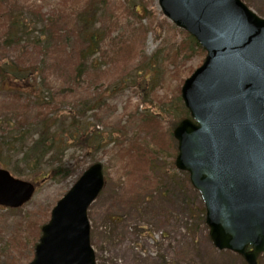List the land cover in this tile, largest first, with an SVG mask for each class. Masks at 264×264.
Returning a JSON list of instances; mask_svg holds the SVG:
<instances>
[{
	"label": "rangeland",
	"instance_id": "obj_1",
	"mask_svg": "<svg viewBox=\"0 0 264 264\" xmlns=\"http://www.w3.org/2000/svg\"><path fill=\"white\" fill-rule=\"evenodd\" d=\"M70 1L67 0L68 6L71 5ZM242 1L264 18V0ZM38 4L46 14L64 7L63 0H40ZM96 4L99 7L96 28L107 33L101 46L110 51L113 45L111 38L117 37L119 32L125 37L134 35L141 40L143 37L144 57L129 66L127 76H115L105 81L95 95L86 88L94 79L100 78L92 64L95 62L99 68L109 67L110 64L101 60L100 56L89 58L92 60L89 67L93 68L86 70L79 80L86 90L81 91L78 85L75 88L77 95L83 97L82 101L87 97L91 102L92 107L85 120L92 136L84 149L80 144L68 149L67 160L74 152L77 158L69 161L68 174L57 179L20 177L34 183L40 182V185L33 198L21 208L0 207V264H29L32 261L35 245L41 235H38L36 226L42 227L48 222L57 202L95 162L103 164L107 178L103 192L88 212L91 244L97 264H246L237 253L214 246L205 221L202 196L192 185L189 174L177 169L174 164L178 141L174 138L173 130L182 118L178 119L172 105L164 110L152 108L144 102L139 105L140 97L146 92L143 89L151 92L154 81L156 91L149 98H175L178 88L203 62L206 53L195 52L193 57L176 65L160 64L162 57L182 39L183 34L163 14L159 0H106L105 5L103 0H96ZM65 23L69 24L67 28L72 38L63 50L73 55L65 57L67 59L57 70L52 69L53 80L62 79L64 73L77 62L74 45L79 44L78 31L70 19ZM2 30H5L4 26ZM82 44L76 48L77 51ZM23 54L24 51L11 47L1 49L0 62L22 59ZM154 54L157 57L152 60ZM39 55L28 54L27 57L39 63ZM154 66L156 69H153ZM132 67L134 69L130 70ZM33 78L34 74L29 82H34ZM25 83H21V86ZM16 85L15 82L2 84L0 80V117L3 116V104L11 97L9 90ZM138 85L140 91L135 88ZM75 104L66 103L65 108H73ZM154 111L161 112V115H157L161 122L153 126L150 124L152 130L147 135L140 129L144 125L141 118ZM134 139L139 142L146 140L154 157L149 176L137 180L138 192L130 194L125 191L128 178L127 173H123V165L133 157L129 145ZM146 151H135L130 164L132 168L142 170L140 166L145 163L143 155ZM261 259V264H264V256Z\"/></svg>",
	"mask_w": 264,
	"mask_h": 264
},
{
	"label": "water",
	"instance_id": "obj_2",
	"mask_svg": "<svg viewBox=\"0 0 264 264\" xmlns=\"http://www.w3.org/2000/svg\"><path fill=\"white\" fill-rule=\"evenodd\" d=\"M159 3L208 51L181 90L193 119L174 130L176 166L189 172L202 195L214 245L258 264L264 253V18L242 0ZM104 185L102 164L95 163L53 208L29 264H97L87 211ZM34 193L32 182L0 168V205L19 208Z\"/></svg>",
	"mask_w": 264,
	"mask_h": 264
},
{
	"label": "trees",
	"instance_id": "obj_3",
	"mask_svg": "<svg viewBox=\"0 0 264 264\" xmlns=\"http://www.w3.org/2000/svg\"><path fill=\"white\" fill-rule=\"evenodd\" d=\"M39 1L0 0V51L10 47L24 51L22 59L20 57L11 60L12 62H0L2 84H18L9 90L11 97L3 104V116L0 117V166L8 168L18 177L57 179L68 174L70 163L77 160L75 152L72 153L71 159L67 160L68 149L76 147L77 144L84 149L92 136L85 120L88 110L92 107L91 102L87 97L82 101L83 97L77 95L78 90L75 87L78 85L81 91L88 88L95 95L99 88L104 86L105 81H110L115 76H127L129 66L144 57V42L142 36L141 40L136 39L134 35L125 37L119 32L117 37L111 38L113 45L110 51L104 49L101 43L106 39L107 33H102L101 29L96 28L99 13L96 0H71L70 6L67 5V0H63L64 7L54 9L51 14L43 13ZM103 2L105 5L106 0ZM69 19L78 31L79 44L74 45L77 62L70 71L64 73L62 79L53 80L52 69L57 70L62 61L73 55L72 52L63 50L72 38L67 28L69 24L65 23ZM2 26L5 30H2ZM176 29L183 37L162 57L161 65H176L179 61L193 57L195 52L204 53L193 36L184 30ZM81 43L83 44L77 51L76 48ZM35 53L41 55L39 63L27 57L28 54ZM97 56L107 61L110 66L99 68L94 62L92 65L100 78L94 79L84 88L79 80L84 77L86 70L93 68L89 67L92 61L89 58ZM155 56H152V60ZM133 69L132 67L130 70ZM160 69L164 70L161 66ZM32 74L34 82H29ZM24 82L25 85L21 86ZM154 85L155 81L152 83L151 92H148L147 88L143 89L146 92L140 97L139 105L144 102L152 108L163 110L172 105L178 113V119L189 116L180 96V88L175 98L169 100L159 99L157 96L149 98V95L156 91ZM135 88L140 91V85ZM66 103L75 106L67 109ZM157 115H161V112L154 111L152 114H144L141 118L144 125L140 126V129L147 135L151 133V125L161 122ZM129 146L133 157L123 165V173H127L128 178L125 191L133 194L138 192L136 181L149 176L154 154L146 140L139 142L134 139ZM137 149L138 153L142 149L147 150L143 155L145 163L140 166L142 170H135L136 167L134 169L130 166ZM36 184L38 187L40 182ZM36 227L40 235L41 227Z\"/></svg>",
	"mask_w": 264,
	"mask_h": 264
}]
</instances>
